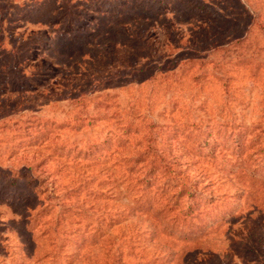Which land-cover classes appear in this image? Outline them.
Instances as JSON below:
<instances>
[{"label":"rangeland","instance_id":"obj_1","mask_svg":"<svg viewBox=\"0 0 264 264\" xmlns=\"http://www.w3.org/2000/svg\"><path fill=\"white\" fill-rule=\"evenodd\" d=\"M0 264H264V0H0Z\"/></svg>","mask_w":264,"mask_h":264},{"label":"trees","instance_id":"obj_2","mask_svg":"<svg viewBox=\"0 0 264 264\" xmlns=\"http://www.w3.org/2000/svg\"><path fill=\"white\" fill-rule=\"evenodd\" d=\"M70 3H71V5H72V7H73V6L76 7V6L78 5V3H76V4H75L74 2H70ZM79 4H80V3H79ZM78 15H79V14H78ZM8 183L13 184V183H14V179H10V178H9V179H8Z\"/></svg>","mask_w":264,"mask_h":264}]
</instances>
